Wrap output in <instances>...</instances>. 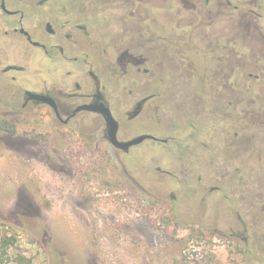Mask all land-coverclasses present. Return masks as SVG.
<instances>
[{"label":"flooded vegetation","instance_id":"af4514ba","mask_svg":"<svg viewBox=\"0 0 264 264\" xmlns=\"http://www.w3.org/2000/svg\"><path fill=\"white\" fill-rule=\"evenodd\" d=\"M38 125L115 153L123 187L158 204L191 190L187 211L258 250L264 0H0V134Z\"/></svg>","mask_w":264,"mask_h":264},{"label":"rangeland","instance_id":"374dc122","mask_svg":"<svg viewBox=\"0 0 264 264\" xmlns=\"http://www.w3.org/2000/svg\"><path fill=\"white\" fill-rule=\"evenodd\" d=\"M37 128L32 139L0 134V238L16 241L0 264H264L261 237L246 250L187 211L191 190L175 208L158 204L123 187L115 153H83L76 133ZM130 163L145 173L149 157Z\"/></svg>","mask_w":264,"mask_h":264},{"label":"trees","instance_id":"16d2710c","mask_svg":"<svg viewBox=\"0 0 264 264\" xmlns=\"http://www.w3.org/2000/svg\"><path fill=\"white\" fill-rule=\"evenodd\" d=\"M16 241L14 237H2L0 238V250L2 251L1 254L5 255L7 250L10 248L15 247ZM19 264H25V260L23 261L20 260Z\"/></svg>","mask_w":264,"mask_h":264},{"label":"water","instance_id":"95a60500","mask_svg":"<svg viewBox=\"0 0 264 264\" xmlns=\"http://www.w3.org/2000/svg\"><path fill=\"white\" fill-rule=\"evenodd\" d=\"M34 97L37 98L38 100L42 101V102H46V100L44 98H42L41 96L34 95Z\"/></svg>","mask_w":264,"mask_h":264}]
</instances>
